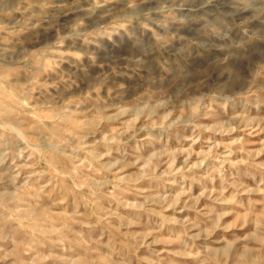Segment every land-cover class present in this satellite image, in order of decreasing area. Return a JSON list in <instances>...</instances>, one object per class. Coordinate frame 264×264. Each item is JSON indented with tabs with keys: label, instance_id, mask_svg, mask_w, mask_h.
Here are the masks:
<instances>
[{
	"label": "clouds",
	"instance_id": "9594fccd",
	"mask_svg": "<svg viewBox=\"0 0 264 264\" xmlns=\"http://www.w3.org/2000/svg\"><path fill=\"white\" fill-rule=\"evenodd\" d=\"M0 264H264V0H0Z\"/></svg>",
	"mask_w": 264,
	"mask_h": 264
}]
</instances>
